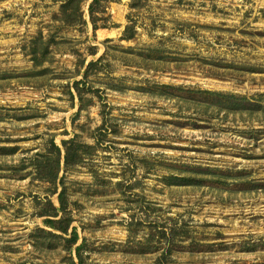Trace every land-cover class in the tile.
Wrapping results in <instances>:
<instances>
[{"label":"rangeland","instance_id":"rangeland-1","mask_svg":"<svg viewBox=\"0 0 264 264\" xmlns=\"http://www.w3.org/2000/svg\"><path fill=\"white\" fill-rule=\"evenodd\" d=\"M93 1L0 0V264H264V0Z\"/></svg>","mask_w":264,"mask_h":264},{"label":"trees","instance_id":"trees-1","mask_svg":"<svg viewBox=\"0 0 264 264\" xmlns=\"http://www.w3.org/2000/svg\"><path fill=\"white\" fill-rule=\"evenodd\" d=\"M96 1L98 0H94L93 1V5L96 4ZM92 14L95 12L94 8H92ZM92 21L94 22V28L97 29V25H96V21H97V18L95 16L92 17ZM128 26L126 28V34L128 35ZM131 36V35H128V37ZM130 38V37H129ZM217 94H220V93H217ZM52 145L54 146V149H55V155H54V165L55 167H53L51 169L50 174L51 175L48 179V180H52L54 181L55 178L57 177V174H58V171H55L59 169L60 167V164H61V148L55 143V141L53 140L52 141ZM64 145H65V155H64V162L66 164V166H72V165H75L79 162V155H78V151H79V148H81V145L79 144H76L75 143V140L74 139H69V140H66L64 141ZM52 158V157H51ZM45 169H42L39 168L38 169V172H39V175L40 176H46V172L44 171ZM64 193H61L59 195V200H60V210L63 211V212H66V199L65 197L63 196ZM52 208H53V215L51 216H58L59 214V210L57 211V208L55 206H53L52 204ZM66 218V217H65ZM65 218H60L58 220L56 219H53V218H49L47 219V223L50 224L53 228H58L62 231H67V226L69 224V219H65ZM73 236L76 238L77 237V231L74 229V232H73Z\"/></svg>","mask_w":264,"mask_h":264}]
</instances>
